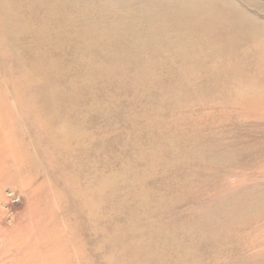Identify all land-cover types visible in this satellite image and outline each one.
<instances>
[{"label":"rangeland","instance_id":"rangeland-1","mask_svg":"<svg viewBox=\"0 0 264 264\" xmlns=\"http://www.w3.org/2000/svg\"><path fill=\"white\" fill-rule=\"evenodd\" d=\"M192 1L0 0V126L33 166L0 188V264L17 246L56 264H264V126L244 106L258 94L214 83L199 50L213 23L191 8L227 13ZM227 2L264 21V0ZM182 49L205 76L169 91Z\"/></svg>","mask_w":264,"mask_h":264},{"label":"bare ground","instance_id":"bare-ground-1","mask_svg":"<svg viewBox=\"0 0 264 264\" xmlns=\"http://www.w3.org/2000/svg\"><path fill=\"white\" fill-rule=\"evenodd\" d=\"M187 1L188 5L192 7L193 1L186 0V2ZM219 3L223 5L227 14L218 13L215 8L207 12L201 11L199 7L191 8V12H193L198 21L206 22L210 20L213 23L208 35L201 34L199 39V50L203 54L208 48L211 55L215 56V67L217 72L214 77V83L218 84L224 78L241 81L244 89L239 91L234 90L235 92L248 95L255 93L258 95L253 96L258 97L260 95V90L264 88V21L261 20L260 17H255L252 14L238 10L233 4L229 11L227 0H220ZM177 43L178 40L166 39L162 42L154 41L151 44L155 46L160 44L163 47L171 49ZM180 54L184 74L181 75V80L172 83L169 91H175L176 89L178 91L183 84H185V80L194 75H199L200 77L205 76V71H203L204 55L193 61L190 59V56H187L190 54L187 49H182ZM223 67L226 68L225 74L218 72V70H222ZM197 71H199V73H197ZM10 79V76L0 77V84L3 85L4 82L10 81ZM0 95H2L0 97L1 100L5 99L4 96H6V94L0 93ZM260 96L264 97V95ZM255 97H252L249 102L244 103V106L249 107V109L246 110L248 111L247 114L252 117L251 123L261 127L264 126V99L253 101ZM232 116L234 118V115ZM10 123L13 124L12 121H10ZM6 126V123L0 126V188H4L5 186H12L15 188L17 185L20 186L24 178V173L29 170L32 171L33 166H28L26 163L27 160L25 159L24 150L22 148L23 145L21 146L20 142L17 141L19 138L15 137V139L12 137L14 136V134H12L14 131L13 126L10 125L12 131H5ZM65 130L64 132L68 133H65L66 139L75 137L70 131L67 129ZM49 168L52 169V167ZM23 171L24 173H22ZM18 177L21 180L17 183L14 182ZM100 188L102 190V187ZM1 201L6 202L7 200L1 196L0 202ZM84 204L82 203L83 208H85ZM0 216H2L1 212ZM44 244L48 249L56 248L54 242H46ZM23 245V249L25 246H28L25 244ZM20 248L21 247L18 246L14 248L16 256H12L15 257L14 259L10 258V260H12L11 264H56L57 262V258L53 255H47L44 259H39V257L33 259L24 258L22 255V248ZM28 248L39 251L38 244H30Z\"/></svg>","mask_w":264,"mask_h":264}]
</instances>
